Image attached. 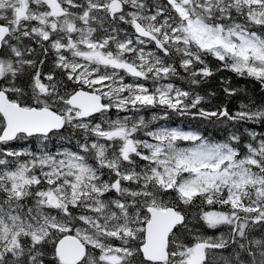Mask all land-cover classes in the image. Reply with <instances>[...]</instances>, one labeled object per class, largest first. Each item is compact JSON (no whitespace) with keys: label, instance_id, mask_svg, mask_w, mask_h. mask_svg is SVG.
<instances>
[{"label":"snow or ice","instance_id":"6c2138e0","mask_svg":"<svg viewBox=\"0 0 264 264\" xmlns=\"http://www.w3.org/2000/svg\"><path fill=\"white\" fill-rule=\"evenodd\" d=\"M0 264H264V0H0Z\"/></svg>","mask_w":264,"mask_h":264},{"label":"trees","instance_id":"16d2710c","mask_svg":"<svg viewBox=\"0 0 264 264\" xmlns=\"http://www.w3.org/2000/svg\"><path fill=\"white\" fill-rule=\"evenodd\" d=\"M227 75H231V74H227ZM237 83H238L240 86H245L247 82H246V81H243V80H240V81H237ZM247 86H248V87H251V85H247ZM171 123H172L174 126H184V127H186V128H187V127H190L186 122H181L180 120L175 119V118H174V120H173ZM195 124H196V122L193 121L191 127H194ZM206 134L209 135V136L216 137V138H219V137H220V133H219L217 130L213 129V128H208Z\"/></svg>","mask_w":264,"mask_h":264}]
</instances>
